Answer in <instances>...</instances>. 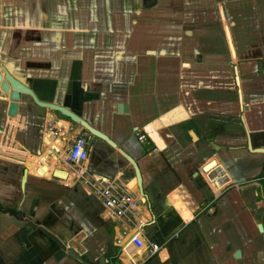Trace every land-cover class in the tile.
I'll list each match as a JSON object with an SVG mask.
<instances>
[{
  "label": "crops",
  "instance_id": "crops-1",
  "mask_svg": "<svg viewBox=\"0 0 264 264\" xmlns=\"http://www.w3.org/2000/svg\"><path fill=\"white\" fill-rule=\"evenodd\" d=\"M2 66L134 158L145 193L116 148L26 94L10 117L0 90L2 205L65 241L79 226L92 264L114 248L122 264H264V153L247 147L248 133L264 147V0H0ZM97 177L140 196L134 225L86 195ZM140 223L153 256L123 244ZM40 232L0 210V264H75L50 259Z\"/></svg>",
  "mask_w": 264,
  "mask_h": 264
},
{
  "label": "water",
  "instance_id": "water-1",
  "mask_svg": "<svg viewBox=\"0 0 264 264\" xmlns=\"http://www.w3.org/2000/svg\"><path fill=\"white\" fill-rule=\"evenodd\" d=\"M230 48L234 52L233 46L230 42ZM238 78H236L237 80ZM0 90L4 92L5 94H8V109H7V115L10 117H14L17 114V109H18V103L20 101L21 95L26 94L31 97L33 102L41 107H46L50 108L52 110L58 111L60 114L63 116L68 117L70 120L73 122L78 123L83 129H85L88 133L91 135L98 137L105 142H107L111 147L116 148L117 151L126 159L128 160L131 165L133 166L136 182H137V187L141 195H145L144 190H143V179L142 175L139 169V166L134 158H132L129 154H127L122 148L118 147L114 141H112L105 133L101 132L100 130L96 129L93 127L89 122H87L83 117H81L78 113L73 112L69 108L53 103V102H47V101H42L40 100L36 93L32 90V88L29 86L28 82L24 80L23 78L15 76L10 69H8L5 66L1 67L0 71ZM117 108L119 111H126L127 110V105L124 103H119L117 104ZM242 122L244 123L243 118H241ZM245 126V123H244ZM245 129L248 133V130L245 126ZM1 131V130H0ZM247 147L249 150L252 152H259V153H264V147H255L252 148L251 145V140L250 136L248 133V143ZM206 165L205 167H208ZM67 174L66 171H63L61 169H55L54 170V175L56 177L63 176L65 177ZM60 177V178H61ZM26 181V169L23 170V174L20 179V188L24 190V185ZM106 179H102V184L106 185ZM145 199V198H144ZM102 206V205H101ZM103 208V206H102ZM0 210L3 212H8L11 215L15 216L18 219H25L27 220L32 226L37 227L41 232L46 234L49 238H51L58 246L60 247L57 252L54 254V259L59 262L62 260L63 256H65L66 251H68L69 255L73 257L75 260V264H92L88 260L84 259L81 255H79L76 251H74L72 248H67L66 247V242L60 240L57 236H55L50 230L44 228L38 221H33L32 219L28 217H24L23 213L20 212L17 208H14L12 206H5L0 203ZM143 227V226H142ZM261 224H258V228L261 229ZM130 242L129 238L124 242V246H126ZM240 254L239 251L236 252V256Z\"/></svg>",
  "mask_w": 264,
  "mask_h": 264
},
{
  "label": "built area",
  "instance_id": "built-area-1",
  "mask_svg": "<svg viewBox=\"0 0 264 264\" xmlns=\"http://www.w3.org/2000/svg\"><path fill=\"white\" fill-rule=\"evenodd\" d=\"M135 135L138 141L142 142L146 139L145 134L142 132L137 131ZM88 150L87 138L85 136H78L69 146L65 161L68 164L79 166L88 159ZM85 182L90 189L89 193L94 195L101 203L104 210L109 211L113 216L119 218L128 225H134L136 223L135 211L142 202L139 195L136 196L128 190L123 189L114 181L106 180V185H103L102 178L100 177ZM138 225V228L134 230L126 240L129 238L133 247H144L148 256H153L161 249L162 245L156 242L143 240L139 234L143 224L140 223Z\"/></svg>",
  "mask_w": 264,
  "mask_h": 264
},
{
  "label": "flooded vegetation",
  "instance_id": "flooded-vegetation-1",
  "mask_svg": "<svg viewBox=\"0 0 264 264\" xmlns=\"http://www.w3.org/2000/svg\"><path fill=\"white\" fill-rule=\"evenodd\" d=\"M88 133V132H87ZM23 174V173H22ZM66 177V176H65ZM56 178H60V177H56ZM79 179H81V177H78ZM25 190V189H24ZM24 190H22V192H24ZM80 192L81 191H78V194L80 195ZM85 192V191H84ZM87 196H89L90 199H93L95 198L94 195L88 193L86 194ZM93 203V202H92ZM94 209H92L93 213L96 214L97 212V205L94 204ZM71 229H72V232H73V236L71 238H69L70 240L69 241H65L64 239H62L61 237L57 236L56 234H53L55 236H57L60 240L66 242V247L67 248H72L74 251H76L79 255L83 256L81 253H80V250H81V242H82V239L79 238V236L81 237L80 233H79V226L73 224L71 226ZM40 231V230H39ZM51 232V231H50ZM41 234H43L44 236L46 234H44L43 232H40ZM47 236V235H46ZM48 237V236H47ZM97 237V236H96ZM49 238V237H48ZM72 239V240H71ZM50 243H48L49 241ZM47 240V242H45V246H43V250H44V253L47 254L49 256L50 254V259H54V254L57 252V250L60 248L58 246V244H56L51 238H49ZM43 242V241H42ZM69 252L66 251V254L65 256H63V258L65 257H69V258H73L71 257L69 254ZM120 250H118L117 248H114V250L112 251V253L110 254H107L106 255V259L109 261L110 264H122L121 262V257H120ZM62 258V259H63ZM55 260V259H54Z\"/></svg>",
  "mask_w": 264,
  "mask_h": 264
},
{
  "label": "bare ground",
  "instance_id": "bare-ground-1",
  "mask_svg": "<svg viewBox=\"0 0 264 264\" xmlns=\"http://www.w3.org/2000/svg\"><path fill=\"white\" fill-rule=\"evenodd\" d=\"M57 146H58V145H57ZM59 177H61V176H59ZM61 178H64V177L62 176Z\"/></svg>",
  "mask_w": 264,
  "mask_h": 264
}]
</instances>
